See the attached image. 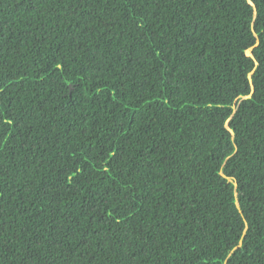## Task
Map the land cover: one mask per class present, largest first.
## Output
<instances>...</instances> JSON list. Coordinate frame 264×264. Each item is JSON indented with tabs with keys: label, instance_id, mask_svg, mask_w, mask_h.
I'll list each match as a JSON object with an SVG mask.
<instances>
[{
	"label": "trees",
	"instance_id": "obj_1",
	"mask_svg": "<svg viewBox=\"0 0 264 264\" xmlns=\"http://www.w3.org/2000/svg\"><path fill=\"white\" fill-rule=\"evenodd\" d=\"M0 264H264V0H0Z\"/></svg>",
	"mask_w": 264,
	"mask_h": 264
},
{
	"label": "rangeland",
	"instance_id": "obj_2",
	"mask_svg": "<svg viewBox=\"0 0 264 264\" xmlns=\"http://www.w3.org/2000/svg\"><path fill=\"white\" fill-rule=\"evenodd\" d=\"M246 54H248V55H249V51H246Z\"/></svg>",
	"mask_w": 264,
	"mask_h": 264
}]
</instances>
